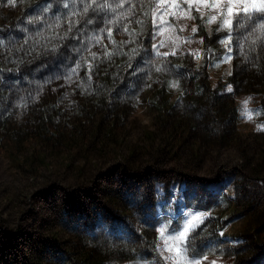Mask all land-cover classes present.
<instances>
[{"label": "rangeland", "instance_id": "obj_1", "mask_svg": "<svg viewBox=\"0 0 264 264\" xmlns=\"http://www.w3.org/2000/svg\"><path fill=\"white\" fill-rule=\"evenodd\" d=\"M119 2L0 0V264H169L189 220V257L264 264V74L229 81L260 17Z\"/></svg>", "mask_w": 264, "mask_h": 264}, {"label": "snow or ice", "instance_id": "obj_2", "mask_svg": "<svg viewBox=\"0 0 264 264\" xmlns=\"http://www.w3.org/2000/svg\"><path fill=\"white\" fill-rule=\"evenodd\" d=\"M9 4H13L15 0H7ZM95 0H77V3H80L83 5V12L87 13L89 8L91 7L92 3H94ZM189 4L188 11H191L193 3L196 5V11L200 10V5L204 3V0H185ZM219 5V8L217 6ZM117 7H123V0H120V2L116 5ZM210 10H218V14L223 17L220 23V30L227 29L228 30V36L225 37L223 40H221V43L227 44L232 39V21L234 18L239 17L240 21L237 24V27H240L244 24L246 21H252L255 17L259 16L260 18L257 19V22L255 25H253V29L255 28H264V0H226V3H222L221 0H214L212 4L206 5ZM63 7L67 8L68 4L64 3ZM235 9V10H234ZM183 10V9H181ZM79 11L77 9L76 11L69 13L68 15L75 16L76 13ZM189 18H192L189 16ZM216 20V16H211L209 19V23ZM111 22V21H109ZM78 23V22H77ZM88 24H92L93 20H88ZM154 28H155V20L153 21ZM73 26V22L69 21V32H71ZM125 31H127V28H125ZM193 33L197 31L196 28L192 29ZM157 35L156 32L153 33V37ZM107 37L109 41H112V30L109 29L107 31ZM202 42V41H201ZM163 42L161 43L160 47H163ZM154 50L156 51L157 55H163L167 56L169 53H159L157 46L153 45ZM135 51V49H133ZM231 49H229V52ZM172 55H175V51L171 53ZM93 58H95V53L92 54ZM225 61H230L231 56H226ZM73 67L71 71L68 73V78H71V75L75 74L77 72V68ZM91 64L88 65V75L89 79H91ZM229 91H231V88H229ZM199 227L198 224L193 225L192 221L189 220L186 222V225L183 227V230L178 233H169L167 237H162V242L164 243V248L162 251L169 252L170 256L175 250V257L173 260L169 261V264H174V260H179V264H201V258L197 256H188V240L186 234H190L191 232L195 231V228ZM161 233H163L164 229H160ZM222 234V233H221ZM206 258V257H205ZM166 260H169L168 257L165 258ZM213 264H215V261H213Z\"/></svg>", "mask_w": 264, "mask_h": 264}, {"label": "trees", "instance_id": "obj_3", "mask_svg": "<svg viewBox=\"0 0 264 264\" xmlns=\"http://www.w3.org/2000/svg\"><path fill=\"white\" fill-rule=\"evenodd\" d=\"M145 16H148V10L145 12ZM144 21H141V29L144 30ZM204 38H206L205 35H203ZM207 40V39H205ZM260 54V53H259ZM247 72V73H246ZM243 74V75H242ZM264 74V61L256 60L254 63V66L252 67L249 76L248 71L246 70V67H243L240 71H234L231 73L229 77V81H251L253 78H258L259 76H263ZM158 104V102H157ZM167 107L166 101H163L159 108L162 110L163 108ZM194 253L198 254L197 250L194 251ZM193 253V254H194Z\"/></svg>", "mask_w": 264, "mask_h": 264}]
</instances>
